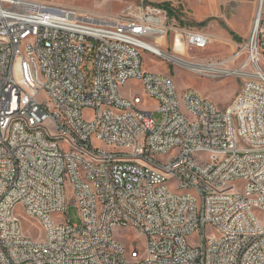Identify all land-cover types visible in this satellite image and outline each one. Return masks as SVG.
Listing matches in <instances>:
<instances>
[{"label":"built area","instance_id":"built-area-1","mask_svg":"<svg viewBox=\"0 0 264 264\" xmlns=\"http://www.w3.org/2000/svg\"><path fill=\"white\" fill-rule=\"evenodd\" d=\"M137 1L0 0V264H264V0L225 110L142 61L157 37H215L171 20L182 0Z\"/></svg>","mask_w":264,"mask_h":264},{"label":"rangeland","instance_id":"rangeland-1","mask_svg":"<svg viewBox=\"0 0 264 264\" xmlns=\"http://www.w3.org/2000/svg\"><path fill=\"white\" fill-rule=\"evenodd\" d=\"M51 4L60 7H76L95 12L99 15H114L120 13L128 3L140 5L137 0H48ZM160 0H148L146 5L159 4ZM170 18L180 27H191L203 31L215 37V42L207 49L188 50L177 43L174 50L175 35L170 34L166 40H158L164 52L192 63L200 70H194L170 61L164 57H159L148 51L142 53V61L145 69L152 73L170 75L175 80L178 88L183 91L194 88L201 91L220 109L225 110L232 103L237 93L242 89L245 79L238 76H227L223 72L211 71L215 69L240 68L246 59L242 56L241 47L248 41L255 17L256 5L250 0H182L180 5L167 4ZM264 66V62H263ZM138 87L137 89L124 90L126 95L133 96L135 93L143 95L137 82L128 83V87ZM149 110H156L157 103L151 101L147 104ZM154 118L161 124L164 117L156 113ZM68 197L72 198L71 192H67ZM18 216L21 218L22 209L17 207ZM66 218L75 225H81V217L78 208L69 204L65 211ZM25 230L33 229V234L39 233L36 225L32 226L29 220L23 221ZM36 231V232H35ZM122 230H117L119 236ZM41 235L44 232L40 229ZM126 238V237H124ZM129 238V237H128ZM135 239V237H134ZM133 239V240H134ZM127 241V240H124ZM141 250V249H140ZM142 251V250H141Z\"/></svg>","mask_w":264,"mask_h":264},{"label":"bare ground","instance_id":"bare-ground-1","mask_svg":"<svg viewBox=\"0 0 264 264\" xmlns=\"http://www.w3.org/2000/svg\"><path fill=\"white\" fill-rule=\"evenodd\" d=\"M161 38H163V39L166 40V38L164 36L157 37L156 39L160 40ZM158 40H157V43H158ZM176 43H177V45H178L179 48L183 44V42L179 38L177 39ZM176 43L174 41V50H175V47H176ZM159 45L160 46H163L162 44H159ZM149 46H150L149 48L152 51V53H154V54H156L158 56L164 57L165 59L170 60V61H176L178 64H180L182 66L191 67L192 69L197 70V71L200 70L198 67H195L192 63L183 61L182 59H179V58L173 56L170 53L162 52V50L160 48L156 47L153 44H149ZM183 46L186 48V46L184 44H183ZM213 69L214 70H211V71H215V72H218L219 71V72H223L224 74H226L227 72H229L228 70H232V69H215V68H213Z\"/></svg>","mask_w":264,"mask_h":264}]
</instances>
